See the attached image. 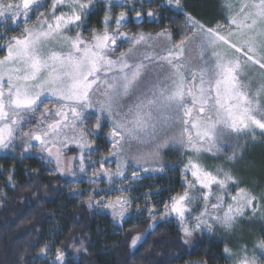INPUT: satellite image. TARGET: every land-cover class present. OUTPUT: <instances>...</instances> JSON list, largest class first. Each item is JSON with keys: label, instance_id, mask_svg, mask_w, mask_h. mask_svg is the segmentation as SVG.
Here are the masks:
<instances>
[{"label": "snow or ice", "instance_id": "1", "mask_svg": "<svg viewBox=\"0 0 264 264\" xmlns=\"http://www.w3.org/2000/svg\"><path fill=\"white\" fill-rule=\"evenodd\" d=\"M91 3L92 0H52L48 15L40 13L36 23L28 27L31 13L43 7L39 0H0V20L26 25L20 34L8 37L0 46V50L6 49V55L0 58V149L17 146L14 140L22 136L29 141L27 147H35L31 141H37L42 151L55 155L59 167L63 149L69 142L77 143L83 171V149L91 146L83 141L84 131L79 138L74 133L70 141L65 129H75L77 122L83 124L86 113L97 105L100 115L92 134L97 135L104 127L102 118L115 117L109 133L113 155L122 154L131 141L155 139L177 124L181 128L180 143L197 156L207 153L218 157L228 147L229 138L247 136L254 142L257 132L264 137V82L255 91L246 83L250 70L264 77V0L242 3L227 20L226 32L219 26L205 27L184 13L181 0H168L177 14L185 15L189 31L183 33V39L159 50L148 42L161 38L171 42L172 34L163 29L155 36L140 33L128 38L119 31L126 22L123 12L115 20V31L108 30L111 17L105 16L104 30L93 31L89 39L80 31L68 35L72 28L82 26ZM63 8L67 11L57 14ZM147 15L154 17L155 13L149 11ZM136 16L139 18L141 12ZM118 40H128L131 46L113 58L111 53L118 48ZM194 41H198V59L203 65L195 68L187 63ZM141 45L145 51L137 56L136 49ZM153 68L159 71L153 72ZM137 92V102L124 111L122 101ZM48 98H54L58 107L45 109L38 131L22 132L30 122L24 116L38 111ZM236 156L233 151L227 159L231 161ZM182 174L185 191L170 198L165 212L178 218L185 243L195 231H212L217 224L233 230L246 214L255 215L264 200V194L257 197L244 188L229 196V186L238 183L236 177L223 167L212 171L198 159L190 158ZM117 175L123 176L119 168ZM136 175L134 171L133 178ZM213 197L215 203L211 202ZM226 199L231 203L226 205ZM195 200H202L203 205L192 217L195 224L190 227L188 217L194 211L191 205ZM128 204L127 198H118L103 207L112 210L114 219L123 221ZM95 206L100 207V202ZM149 215L155 217L152 210ZM140 240V235L133 237L132 246ZM257 247L264 250V241ZM224 253L233 255L228 248ZM243 253L237 264H257L255 256L247 255L246 247ZM62 256L58 252L57 260ZM260 258L264 259V251Z\"/></svg>", "mask_w": 264, "mask_h": 264}, {"label": "trees", "instance_id": "2", "mask_svg": "<svg viewBox=\"0 0 264 264\" xmlns=\"http://www.w3.org/2000/svg\"><path fill=\"white\" fill-rule=\"evenodd\" d=\"M181 4L184 13L205 27L228 25L219 0H181ZM45 6L46 9L50 6L51 11L50 0ZM63 9H58V14ZM149 11L155 16L149 17ZM86 12L82 26L72 28L70 33L80 31L89 37L93 31L102 32L105 16L111 17L108 30L115 31V20L121 12L126 14V22H122L119 31L128 35H154L167 29L173 41L178 42L189 31L185 15L177 14L168 0H92ZM137 12H141L139 18ZM24 27L23 23L15 26L0 20L3 36L0 46L8 37L20 34ZM4 55L6 49L0 50V58ZM103 121L101 132L90 136L93 149L83 154V171L81 160L76 159L74 172L62 174L53 160L36 155L33 149L25 150L24 145L0 152V264H237L224 253L230 244L225 233L218 229L216 233L197 230L185 243L176 219H159L152 226L165 205H170V198L185 191L182 174L185 160L181 152L172 153V146L165 147L163 171L144 173L134 186L126 189L131 207L123 221L114 219L103 205L89 207L91 200L102 194L92 192V174L99 165L113 164L102 161L105 157L113 158L105 135L108 123ZM260 141L257 150L260 174L256 176L255 187L264 194V139ZM78 153L73 148L67 151L73 156ZM188 179L191 180L190 175ZM119 194L113 191L110 198ZM202 204H195L194 211ZM150 210L155 213L154 218L149 215ZM259 210V219L250 235L256 246L264 241V200ZM137 235L142 238L133 247L131 241ZM258 249L260 253L264 251ZM58 252L63 254L62 260H57ZM256 259L257 264H264L260 254Z\"/></svg>", "mask_w": 264, "mask_h": 264}, {"label": "rangeland", "instance_id": "3", "mask_svg": "<svg viewBox=\"0 0 264 264\" xmlns=\"http://www.w3.org/2000/svg\"><path fill=\"white\" fill-rule=\"evenodd\" d=\"M49 0H39V2L43 5L48 3ZM50 0V4H51ZM223 8L225 9V16L228 20L233 14L239 11V6L242 3H258L259 0H219ZM43 8H38L34 13H31L32 20L29 21L28 27L33 26L36 23V17L40 15V13H44L45 15H48L49 8L46 9L47 6ZM229 5L232 7L230 8ZM63 11H67V8H64ZM58 14V12H57ZM26 26V25H25ZM216 28V27H215ZM222 31L226 32L229 30V25H224L223 27H220ZM158 33V32H157ZM156 34V33H155ZM155 34L153 36H155ZM68 35H74L72 33H68ZM85 39H89V37L83 35ZM128 38H131L133 35L126 34ZM120 41H122V46H120ZM151 44L156 50H159L162 46L165 44H168V46H171L172 43H176L171 39V42L164 40L163 38L159 40H152L148 42ZM118 48L114 53H111L113 58L120 55L121 52H126L128 48L131 46L128 40H118L117 41ZM198 41H194V43L189 47L188 55L189 60L187 63L192 67L197 66H203L201 62L198 59V53L199 48L197 47ZM143 51H145V48L143 45L139 46L136 49V55L139 56ZM148 51H151V49H148ZM153 72L159 71V69L153 68ZM264 82V77L261 76V74L257 71H249L248 77H246V83L250 84V87L252 91H255L260 84ZM7 86L5 85V90ZM139 95V92H137L135 95L126 98L122 101L124 105V111H127L128 107H131L137 102V96ZM264 99V98H262ZM58 107V104L54 101V98H48L44 99V102L40 105V108L35 113L26 114L24 116L25 121H30L26 123L23 128L22 132H36L40 128V121L42 119L41 114L45 111V109H53L55 110ZM100 115L99 112V106L97 105L94 109L89 110L86 113V119L84 120L83 124H80L77 122V126L75 129H65V132L67 133V136L69 140L71 141V138L73 137V134L75 133L77 138H79L80 132L84 131L85 135L83 136V141L90 145L91 147H85L83 149V154L88 153L89 151H92L93 146L90 142V136H92L93 132L96 131L95 125L97 123L96 117ZM92 117L91 120L89 118ZM115 117H110L107 120L108 128L106 129V137L109 138V133L112 129L113 120ZM93 121L94 123L91 125L89 122ZM101 123H104L103 118L101 119ZM90 124V126H89ZM101 132L99 130L98 134ZM180 132L181 128L180 125H174L168 127L165 131L161 132L160 135L153 139V138H145L142 141H131L130 144H126L125 151L122 154L119 155H113V158H107L102 160L104 163H106L107 160L113 161L112 165H109L105 167L104 165L101 167L99 165V169H97L91 177V181H93L92 186V192L93 193H102L98 196L97 200H91V204L96 205L97 202H100L101 205L107 204V203H113L118 198H127L129 200V204L127 205L128 209H130L131 200L129 197V192L126 190L128 186L132 187L137 183V180L144 175V173H148L150 171H159L160 169L164 168L166 164L165 157L163 155L164 151L168 146L170 147L172 153H179L181 152L185 162L182 164V167L184 169L185 165L187 164L188 160L191 159H198L202 164L207 166L210 170L215 171L217 167H223L225 171H230L237 179L238 183L236 185H230L229 186V196L236 195V192L239 188H244L253 194L257 195V197H260L261 194L258 192V189H256V176L260 174V164H259V156L257 153L258 147L261 143L260 140L264 139V137H261L259 135V132H257V135L255 137V141L253 142L251 137L247 136H241L239 138H229L227 141L228 147L221 151L218 155V157H212L210 154L202 153L199 156L193 154L189 150H187L184 145L180 143ZM29 141L25 140L22 136H17L14 140L15 145H20L27 147V144ZM31 143L35 144V147H27V150L33 149L34 153L38 156H41L45 159H51L56 163L55 155L49 156L47 152L42 151L41 146L39 142L37 141H31ZM223 143V141H221ZM111 144V143H110ZM16 147V146H15ZM15 147H11L9 149H0V152H7L10 149H14ZM76 149L79 153L76 156L68 155L67 151L70 149ZM164 148V150H163ZM112 150V145H111ZM55 148H53V153H55ZM163 151V152H162ZM233 151L237 153V156L234 160L229 161L227 157L231 156ZM63 155L60 158V165L57 166V170L62 174H72L74 172V164L76 162V159H79L81 148L78 146L77 143L69 142L68 146L63 149ZM257 153V154H256ZM85 156V155H83ZM63 169V171H60V169ZM118 168L120 171L123 172V176L117 175ZM142 169H149V171H143ZM155 169V170H153ZM137 172V175L135 178H133V172ZM192 179V178H191ZM113 191L120 192L117 196H112ZM194 192H199V189H194ZM215 191V189H214ZM212 203H215V198L213 197ZM203 203L202 200H195L193 201L191 207L194 209L197 206L195 204H201ZM231 203L230 200L225 201V204ZM203 205V204H202ZM202 205L199 209L196 211H193L189 217H188V225L191 227L195 224V220L192 219V217L199 214V212L202 210ZM261 208V207H260ZM106 210L112 212L111 209L105 208ZM260 210L256 212L255 215H252L251 213L246 214V216L239 222H237L236 226L233 230L227 231L220 225H216L213 229V233H216V229L219 231H222L225 233L226 240H229V249L233 250V255L230 257L232 258L234 263H237V260L240 256H242L243 249L247 248V255L249 257L258 256L260 254L259 249L256 246V243L251 242L250 235L253 233V226L255 224V221H257L258 215L260 214ZM163 218H174L178 222V218L175 216V214L172 213H166L165 209L162 211L161 215L154 218L152 226L159 220ZM264 229V226H263ZM142 238V236H141ZM191 239V238H188ZM241 240L243 242H241ZM139 242V241H138ZM241 242V244H240ZM236 244L238 247H235L233 244ZM235 253V254H234Z\"/></svg>", "mask_w": 264, "mask_h": 264}]
</instances>
